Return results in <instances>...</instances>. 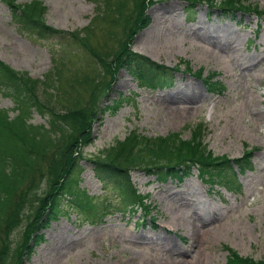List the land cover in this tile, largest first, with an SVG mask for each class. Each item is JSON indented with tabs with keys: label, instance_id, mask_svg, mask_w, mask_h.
<instances>
[{
	"label": "rangeland",
	"instance_id": "1",
	"mask_svg": "<svg viewBox=\"0 0 264 264\" xmlns=\"http://www.w3.org/2000/svg\"><path fill=\"white\" fill-rule=\"evenodd\" d=\"M25 1L29 0L13 2ZM40 1L45 24L62 34L79 33L97 55L108 59L121 44L137 0ZM248 4L264 14V0ZM9 9L0 0V60L39 82L49 77L45 87H37L44 105L60 114L77 110L55 152L76 141L78 132L90 124V143L76 160L78 188L97 208L109 204L102 221L90 225L63 196L60 213L40 230L43 241L28 258L21 257L22 264H224V246L264 262V19L258 21L260 15L240 11L224 15L203 4L194 5L188 15L181 0L149 3L143 10L149 21L129 47L156 63L178 68L172 85L150 89L138 87L122 67L103 87L110 75L96 58L66 36L39 39L20 31ZM185 64L191 75L183 73ZM196 71L200 79L192 74ZM211 72V80L223 87L219 94L207 91L202 82ZM119 95L124 100L114 113L96 110ZM0 108L9 116L15 114L12 98L2 90ZM47 121L46 114L33 110L28 117L32 125L47 127ZM196 124L204 128L203 143L215 156L233 159L251 150L250 169L239 174L232 165L238 189L207 190L195 169L180 182L133 170L130 184L144 196L148 212L135 206L131 213L124 211L127 208L111 185L97 180L88 161L101 157L105 148L132 129L148 137L177 132L188 138L186 126ZM45 189L42 179L37 195ZM27 198L16 226L5 223L6 236L0 231V247L5 242L8 246L4 264L14 260V249L36 205L33 195Z\"/></svg>",
	"mask_w": 264,
	"mask_h": 264
},
{
	"label": "trees",
	"instance_id": "2",
	"mask_svg": "<svg viewBox=\"0 0 264 264\" xmlns=\"http://www.w3.org/2000/svg\"><path fill=\"white\" fill-rule=\"evenodd\" d=\"M9 4L11 21L16 27L27 34L39 39L51 38L59 34L87 51L101 64L104 71L110 76L102 86L108 87L114 78V72L122 67L130 75L138 87L150 89L163 88L172 85L176 66L168 68L156 63L142 54L134 52L129 45L135 33L142 29L149 21L143 10L154 0H137L135 11L121 39L119 48L114 50L110 58L105 59L97 55L89 46L86 38L79 33H60L58 30L45 24L44 7L39 0H29L14 3V0H2ZM185 3L188 15L194 5L203 4L209 8H216L224 15L240 12H253L264 19L260 10L250 6L248 0H181ZM264 13V12H262ZM86 35L87 30H82ZM184 71L189 72L187 65ZM199 79L200 71L193 73ZM214 74L210 73L202 82L209 92H221L222 86L211 80ZM43 81L30 78L26 72H18L0 61V90L13 100L15 114L9 116L7 111L0 108V230L6 236L8 230L5 223L12 227L21 216L24 204L33 195L36 205L32 208L25 223L21 240L13 252V261L10 264H22L21 257L28 258L33 248L43 241L41 229L47 227L50 220L60 213V204L63 196L75 207L82 218L94 225L102 221L109 208V204L97 208L91 203L83 190L78 188L77 163L81 157L80 149L90 143L89 125L85 124L83 130L77 134V140L65 143L59 152L54 147L65 138L76 117L77 110L69 109L66 112L55 111L51 105H44L40 100L41 90L45 87ZM41 84V86H38ZM46 89V88H45ZM96 91L99 89L95 88ZM49 99V97H48ZM120 95L100 107H95L99 113H114L123 102ZM41 102V104L38 103ZM33 111L46 114L47 127L28 123L29 114ZM67 125H69L67 127ZM189 137L182 138L179 133H169L165 136L148 137L131 130L121 140H116L101 152V157L88 159L97 180L104 185H111L126 212H134V207L148 209L143 204V196L129 182L132 170H142L154 175L157 180L174 178L181 181L195 169L199 179L205 185L213 188L214 185L232 189L235 185L234 165L240 172L250 168L249 157L251 150H245L240 157L229 159L224 155L215 156L203 143L204 128L200 125L186 126ZM67 137V136H66ZM60 142L58 143V140ZM58 143V144H57ZM57 144V145H56ZM51 150V151H50ZM43 165L44 167H42ZM37 175V179L36 176ZM42 179L46 189L43 195H37V188ZM103 185V186H104ZM100 209V210H99ZM122 211V212H124ZM16 226V225H15ZM226 250L224 264H264L248 257L239 256L235 250L224 246ZM8 246L5 242L0 247V264H4Z\"/></svg>",
	"mask_w": 264,
	"mask_h": 264
},
{
	"label": "bare ground",
	"instance_id": "3",
	"mask_svg": "<svg viewBox=\"0 0 264 264\" xmlns=\"http://www.w3.org/2000/svg\"><path fill=\"white\" fill-rule=\"evenodd\" d=\"M104 80V79H103ZM103 82V81H102ZM103 87H105V86H103Z\"/></svg>",
	"mask_w": 264,
	"mask_h": 264
}]
</instances>
